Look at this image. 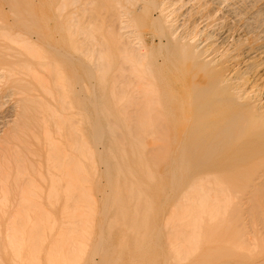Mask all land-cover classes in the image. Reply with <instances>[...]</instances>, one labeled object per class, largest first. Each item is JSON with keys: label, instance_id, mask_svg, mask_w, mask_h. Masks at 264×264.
Instances as JSON below:
<instances>
[{"label": "rangeland", "instance_id": "374dc122", "mask_svg": "<svg viewBox=\"0 0 264 264\" xmlns=\"http://www.w3.org/2000/svg\"><path fill=\"white\" fill-rule=\"evenodd\" d=\"M212 1L0 0V264H263L255 166L184 132L166 84L170 42L221 29L193 24Z\"/></svg>", "mask_w": 264, "mask_h": 264}, {"label": "bare ground", "instance_id": "6f19581e", "mask_svg": "<svg viewBox=\"0 0 264 264\" xmlns=\"http://www.w3.org/2000/svg\"><path fill=\"white\" fill-rule=\"evenodd\" d=\"M224 1L223 3H225ZM255 1L259 3L258 6L256 7L257 3H255L256 8L253 11L244 12V20L246 21L245 23H240L237 20V15L239 14L236 15L237 17L235 16L233 12L235 8L232 10L233 6H230L229 2L230 8H221L222 5L220 6V3L222 2L215 3L213 0V8H211V4V9H207L208 13L206 12L205 15L204 12L205 16H203L202 12V17L199 15L200 18L194 19L193 24L195 26L201 23L203 17H209L205 19L210 20L213 14L216 17V13L220 12V16L217 18L214 17L211 24L207 23L205 25L207 27L208 24H214L213 27H215V25L221 23V29L218 30L220 26L216 31H214L215 29L213 28V31H211L214 32L213 38H203L201 42L197 40L192 41L193 39L189 40V38L187 40L173 39L170 43L175 48H178V52L174 54L171 64L173 66L175 65V68L178 70L177 72L169 74L166 84L170 86L171 84H178V86L175 85L174 98L175 102L182 105L180 127L183 131L189 130L194 133L208 131L211 133L209 141L214 144L218 143L220 140H222V142L226 140V142L229 143L232 140L234 151L233 153H229L228 156L225 157V160L233 162L237 158L238 161L241 160V164L243 163L242 160L245 159L244 157L247 156V159L248 157L250 158V162L246 160L248 161V165L251 166L253 164V166L256 167L251 171H246L244 169L245 171L241 172L240 170L241 174L239 178H245V182L246 179L250 178L254 181L252 187L250 185L251 189L248 193L250 197L247 200L251 203L252 197L255 195L257 196V200L254 205V201L252 202L250 210L253 209L256 211V222L258 225L257 234L261 243L260 247L264 252V26L261 22L260 26L262 25V29H259V36L258 34L251 36L252 32L249 30L256 16L259 13H261V15L264 13V0H259L261 3L258 0ZM172 3L174 5L175 2ZM234 3L235 2H233V5L235 6ZM246 4L250 5V3L247 2ZM246 4L244 6H246ZM204 6L203 10H205ZM239 7L237 9H239ZM241 9H244V7L242 8L241 6ZM243 11H245V9ZM262 20H264V18ZM157 21H159V19H157ZM254 21H256V19ZM205 30L204 28L201 31L204 32ZM161 32H163V29ZM175 34H177V32ZM157 36L159 35L157 34ZM173 36L174 35H172V37ZM240 43L243 44L240 45ZM165 69L170 72L172 71L169 65H167ZM197 87L212 88L214 93L212 96L194 95L193 90H196ZM198 111L207 112L209 114L206 118L198 120L196 118ZM227 139H230V141H227ZM236 151L240 152V154H234ZM250 215L253 217L252 214Z\"/></svg>", "mask_w": 264, "mask_h": 264}]
</instances>
